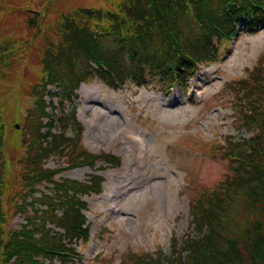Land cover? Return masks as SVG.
Instances as JSON below:
<instances>
[{
    "label": "trees",
    "instance_id": "1",
    "mask_svg": "<svg viewBox=\"0 0 264 264\" xmlns=\"http://www.w3.org/2000/svg\"><path fill=\"white\" fill-rule=\"evenodd\" d=\"M35 12L26 22L29 31L18 36L12 48H0V79L4 82L14 67L21 94L26 98L31 94L34 101L23 120L27 142L20 175L25 189L12 210L0 199V264H71L79 256L77 241L85 237L87 241L90 231L84 196L100 194L104 179L91 174L89 182L61 176L58 180L64 169L49 168L45 160L54 154L67 157V167H93L99 158L109 166L118 165L120 158L94 155L81 146L84 128L76 106L59 117L53 131L55 121L46 120L52 117L47 96H57L61 103L73 101L80 84L92 77L114 88L128 82L149 84V76L164 88L168 85V91L174 84L186 87L200 64L218 56L216 40L223 41L237 24L255 29L251 31L264 24V0H120L110 8H83L62 16L55 27L56 40L40 12ZM13 37L12 33L0 36V46ZM42 42L46 49L40 81L22 79L28 51L36 52ZM263 64L264 57L248 68L246 76L222 86L221 91L230 96L237 128L253 134L218 148L216 142L207 146L206 154L228 161V172L215 187L202 189L200 197L193 198L195 232L183 241L174 239L170 255L130 253L119 264H264ZM52 86L60 92L52 94ZM1 94L0 88L2 194L7 125ZM16 214L24 222L20 229L9 228L8 218Z\"/></svg>",
    "mask_w": 264,
    "mask_h": 264
},
{
    "label": "rangeland",
    "instance_id": "2",
    "mask_svg": "<svg viewBox=\"0 0 264 264\" xmlns=\"http://www.w3.org/2000/svg\"><path fill=\"white\" fill-rule=\"evenodd\" d=\"M119 1L0 0V36L14 34L0 48H12L13 41L29 31L26 22L28 17L36 15L35 11L40 12L41 21L50 26L49 34L56 40L55 27L62 16L77 9L110 8ZM237 26L242 29L244 25ZM216 42L221 62L208 69L200 64L183 88L174 84L168 91V85L164 88L149 76V84L140 86L128 82L125 87L114 89L98 77H92L80 84L78 98L73 101L61 103V98L51 101L47 96L50 112L55 110V104L62 108L57 117L70 113L76 106L78 120L84 128L81 146L94 155L107 153L120 158L115 166L99 158L93 167H67V157L54 154L45 160L49 168L64 169L57 175L58 180L61 176L89 182L91 174L104 179L100 194L84 196L88 203L87 225L92 227L93 238L89 243L85 242L86 237L77 241V251L82 256L71 264H119L130 253L145 255L163 251L170 255L174 239L183 241L188 233L195 232L191 217L193 198L215 187L228 172V161L222 157L216 159L219 155L215 153L206 154L207 146L216 142L218 148L236 137L249 139L253 134L237 128L230 96L221 89L225 81L246 76L248 68H254L264 57V24L258 23L256 31L244 26L232 40L226 37ZM43 45L44 42L36 52L32 48L28 51L22 65V79L40 81L46 49ZM13 70L14 67L4 82L0 79L7 125L3 148L6 184L0 199L11 210L17 195H22L25 189L20 175L27 142L23 120L28 106L34 103L31 94L27 98L21 94L18 86L21 81ZM51 89L58 90L54 86ZM30 90L29 86L27 93ZM180 94L182 101L175 104V95ZM132 135L142 136L145 145ZM133 178L143 180L141 188L126 187ZM8 220V227L12 229H20L24 222L21 214Z\"/></svg>",
    "mask_w": 264,
    "mask_h": 264
},
{
    "label": "bare ground",
    "instance_id": "3",
    "mask_svg": "<svg viewBox=\"0 0 264 264\" xmlns=\"http://www.w3.org/2000/svg\"><path fill=\"white\" fill-rule=\"evenodd\" d=\"M205 75L203 74L202 75V78H201V80L204 82V79H205V77H204ZM205 84V83H204ZM204 84L202 85V86H204ZM180 101L181 100H179V97H177L176 96V101L174 102L175 104H179L180 103ZM96 101L95 100H91V103H95ZM141 143H142V146H144L145 145V142H144V139L143 138H141V137H139V139H138ZM136 178H133V180H135ZM143 180H140L139 181V183H133V187H138V188H141V182H142ZM129 185H132V183H130Z\"/></svg>",
    "mask_w": 264,
    "mask_h": 264
}]
</instances>
